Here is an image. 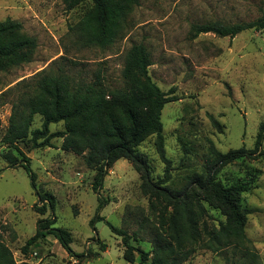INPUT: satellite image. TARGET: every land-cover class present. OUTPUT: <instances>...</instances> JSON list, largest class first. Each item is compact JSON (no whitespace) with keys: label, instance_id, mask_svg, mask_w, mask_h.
Returning a JSON list of instances; mask_svg holds the SVG:
<instances>
[{"label":"rangeland","instance_id":"rangeland-1","mask_svg":"<svg viewBox=\"0 0 264 264\" xmlns=\"http://www.w3.org/2000/svg\"><path fill=\"white\" fill-rule=\"evenodd\" d=\"M92 10L91 0H81L72 9L63 0H0V21L22 23L23 33L38 42L31 62L0 72V239L17 264H132L124 258L122 237L107 223L126 231L135 248L150 253L145 264H153L156 234L166 235L163 217L172 212L165 195L144 191L141 175L127 160L115 162L98 196L92 190L95 171L86 165L85 155L63 150V138H53V147L41 148H34L28 138L17 146L30 158L38 189L55 199L53 212L48 209L42 215L36 211L42 204L31 176L24 167L10 166L5 153L12 150L20 156L2 140L12 104L27 84L34 86L37 75L67 74L87 83L99 75L109 88H121L127 52L134 45L145 46L152 80L179 98L167 103L161 116L170 179L162 181L167 164L157 152L155 135L136 150L148 162L152 183L160 182L172 191L184 189L193 175H205L212 148L222 153L243 146L253 149L264 123V29L235 37L194 36L192 30L214 21L227 25L255 21L264 17V0H140L119 38L106 48L85 44L77 33L79 23ZM42 124V117L35 115L31 130L41 129ZM49 130L64 131L65 125L51 124ZM216 181L247 189L242 206L252 212L245 232L264 264V149L224 166ZM99 197L107 200L100 209ZM200 202L208 230L219 228L225 216L205 199ZM46 218L55 219V228L70 232L73 254L52 235L26 246L39 220ZM207 244L205 239L188 256L177 255L176 264L244 260L242 249L214 251L202 246ZM133 264H141L138 252Z\"/></svg>","mask_w":264,"mask_h":264},{"label":"trees","instance_id":"trees-1","mask_svg":"<svg viewBox=\"0 0 264 264\" xmlns=\"http://www.w3.org/2000/svg\"><path fill=\"white\" fill-rule=\"evenodd\" d=\"M63 1L68 9L81 2ZM91 1L92 13L79 23L77 33L85 44L106 48L119 38L128 15L140 0ZM252 29H264V17L230 25L220 21L208 22L195 25L192 30L194 36L213 33L219 37H235ZM37 47V40L23 33L22 23L11 19L0 21V72L31 62ZM151 64L150 53L145 46L139 44L132 46L126 54L121 88H109L99 75L88 83L76 82L67 74L50 72L37 75L34 86L27 84L26 89L12 104L9 126L2 140L8 147L14 148L20 158L12 150L6 152L4 158L11 167H24L29 173L32 187L42 204L35 208L42 215L48 209L52 212L55 210V199L52 194L38 189L36 175L30 167V158L17 146L18 143L29 138L34 148L53 147V138H63L62 149L85 155L86 165L95 171L92 190L98 196L109 170L115 162L125 159L141 175L144 191L151 195L155 192L157 197L165 195L172 207L170 216L163 217V222L165 220L167 225L164 230L166 235L159 232L156 234L153 264H176L177 255L188 256L205 239L208 244L202 246H208L214 251L242 249L244 260L233 261L231 264H263L245 232L247 216L252 212V209L242 206V194L247 189L239 185L225 186L216 181V174L238 159L253 157L263 151L264 123L259 127L253 149L243 146L222 153L212 148L205 175H193L184 189L172 191L161 187L160 182L152 183L148 162L136 148L147 137L155 135L157 152L167 164L162 181L170 179L171 161L166 157L161 116L164 106L179 98L172 95L173 90L164 92L156 85L149 74ZM37 114L43 119L42 128L31 130ZM213 121L218 125L214 118ZM60 122L64 123L65 130L51 133L49 126ZM158 190H163L164 193H159ZM98 199L100 209L107 200L102 197ZM202 199L225 216V222H221L219 228L208 230L204 221L205 207L200 202ZM55 222L51 218L39 220L37 232L26 246L40 237L52 235L68 253L73 254L70 232L55 228ZM93 222L94 220L91 224ZM107 224L114 233L122 237L126 261L133 264L138 252L140 263L148 262L149 252L135 248L126 231ZM0 264H17L11 250L1 239Z\"/></svg>","mask_w":264,"mask_h":264}]
</instances>
